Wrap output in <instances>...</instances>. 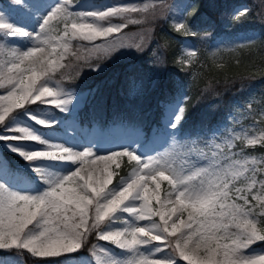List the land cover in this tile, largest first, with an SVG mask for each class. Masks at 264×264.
I'll return each instance as SVG.
<instances>
[{"label": "snow or ice", "instance_id": "6c2138e0", "mask_svg": "<svg viewBox=\"0 0 264 264\" xmlns=\"http://www.w3.org/2000/svg\"><path fill=\"white\" fill-rule=\"evenodd\" d=\"M13 2L21 4L22 0ZM160 3L162 9H154L141 19H132L129 13H148L149 6L73 12L74 5L69 6L68 0H58L35 33L0 21V30H4L0 39L19 35L30 36L34 41L33 47L25 51L8 46L6 51H0V55L6 56L0 61V87L11 86L6 95H0V126L17 109H26V105L37 102L48 104L45 97H51L55 108L65 111L72 103V93L63 87L61 80L54 78L53 65L69 52L71 41L80 39L91 43L121 33L129 23H150L157 18V13L170 15L171 5L164 0ZM248 11L244 8L233 18L245 17ZM191 15L189 12L182 21L174 22V29L183 30L185 36L197 35L188 25ZM113 17L123 23H111L109 18ZM105 20L109 22L101 23ZM60 24L64 25L62 32ZM146 42L147 37L142 35L132 43L113 40L105 45L92 44L86 50L88 55L83 57L84 63L95 71L117 50L134 48L143 52ZM234 47L228 46L227 50L232 51ZM102 48L103 52L92 55ZM53 54H56L55 60ZM196 54L195 50L188 53L192 57ZM73 55L81 59L76 53ZM189 101L185 93L178 106L169 107V112H175L171 123L168 114L165 115V128L171 141L168 151L146 158L128 149L106 155H96L90 150L74 152L47 144L28 128H6L7 134L0 133V141L9 143L10 150L29 163L66 160L76 167L63 177L42 176L49 185L42 195H22L0 184V249H23L37 260H52L48 258H59L88 247V238L95 233L98 241L108 242L126 253L124 257H115L103 250L108 257L104 264H177V255L187 264H264V252H255L253 247L264 245V157L244 151L257 143L264 148V130L253 137L230 132L217 143L220 127L209 128L210 139L203 148H198V141L204 135L202 125L197 132L178 136L185 118L195 107ZM248 106L251 107L250 102ZM19 141L46 144V150L25 152L12 146V142ZM236 141L241 142L239 150H236ZM178 156L184 160L179 168L175 166ZM123 157L129 162L135 161V167L127 178L122 177L110 187L116 174L111 166L115 164L119 168L118 161ZM98 162L103 163V168L96 166ZM33 170L38 174L42 171ZM160 181H167L169 185L163 198ZM149 182L155 187L150 188ZM186 211L187 221L182 219ZM118 214L132 217L131 222ZM174 215L176 220H172ZM157 216L159 222L154 219ZM117 221H122L124 227L112 228ZM185 227L187 230H182ZM153 243L155 246L149 248ZM142 248L151 251H141ZM100 249L99 244H92L88 251L99 259ZM159 253H167V257L160 258Z\"/></svg>", "mask_w": 264, "mask_h": 264}, {"label": "rangeland", "instance_id": "374dc122", "mask_svg": "<svg viewBox=\"0 0 264 264\" xmlns=\"http://www.w3.org/2000/svg\"><path fill=\"white\" fill-rule=\"evenodd\" d=\"M260 5L258 9H254L253 14H246L247 16L240 19H234L233 17L244 8L249 6L246 3L235 5L231 9H224L219 18L209 25L201 26L198 29L194 28L191 23H188L191 30L197 35L195 36H182L179 38L180 54L178 59L182 64L190 66V73L186 77L185 81L179 85L177 95L172 99H158L154 106H149L140 102L145 98V88L140 81H136L132 78L129 89V98L135 101V107L146 110V113L155 115L156 106H159V114L157 120L150 122L149 124H136L130 126L126 124L124 119L118 118L114 122H111L105 126H101L97 121L82 120L80 112H83L84 105L88 102V98L93 92L89 87L86 88H74L67 86L63 80H67L70 73V67H58V64H67L69 61H73L75 66L73 72L78 74H88L91 69H88L84 63L83 57L88 55L86 51L92 44L105 45L107 41L115 40L116 43H132L140 36H150L148 31L149 27L146 23H129L126 28L119 34H113L107 38H99L93 42L83 41L80 39H73L71 41V48L63 59L57 61L53 65L54 78L61 80L63 87L72 93V103L67 107L65 111H61L51 103V97H45L44 99L49 101L48 104L26 105V109H17L16 112L6 121L4 126H0V133L7 134L6 128L12 127H25L36 134L39 138L44 140L47 144H56L64 148H67L74 152H81L84 150H90L96 155H106L114 151L128 149L136 152L141 157H149L156 155L157 152L163 153L168 151L171 141L169 140L168 130L165 128V115L168 114V122H172V118L175 115L174 111L169 112V107L172 105L178 106L182 101L185 93H188L192 89H197V80L200 77V69L202 65H205L207 61H216V64H221V61L227 60L230 57L239 55L243 49L255 50L264 53V30H261L250 24L252 20H263L264 22V0H259ZM58 3V0H22L21 4H16L13 0H0V21L11 24L17 28L23 29L28 33H35L39 27H36V22L39 16L45 17L49 11L52 10L54 4ZM164 3L171 5L170 15L165 13L163 16L157 13L158 18L167 20L172 25L174 22L182 21L187 11L191 7V3L188 0H164ZM69 6L72 7L73 12H93L102 11L104 9L113 6H130V7H143L149 6L148 13L132 12L128 15L132 19H141L144 15H149L154 9L159 10L163 8V4L160 0H68ZM260 15V16H257ZM257 16V17H256ZM113 24L123 23V20L117 17L109 18ZM109 20L102 21L101 23H108ZM255 22V21H254ZM64 25L60 24L59 29L62 32ZM4 30H0V36H2ZM183 31V30H182ZM246 44L245 47H234L235 45ZM34 41L30 36H12L6 40L0 39V51H6L8 47H14L25 51V47L30 49L33 47ZM228 46H233L234 50H227ZM190 50L196 51V56H189ZM50 51V49H47ZM58 51H62L58 49ZM137 50L134 48H121L114 52L110 58L103 61L99 68L94 72L102 70L107 63L116 61L118 59L130 56ZM103 52V48L98 52L92 53L93 56ZM76 53L81 59L77 60ZM6 59L5 55H0V61ZM52 59H56V54H53ZM159 59V54L151 49L149 53L148 65L150 67L148 78H152L154 72V61ZM91 62H95L94 60ZM258 65V64H257ZM65 68V69H64ZM259 79L254 82H250L248 89L242 94L238 95L233 100V105L229 112L219 121L211 124L209 127H203L204 135L198 141V148H203L207 139H210L211 133L209 128L216 129L220 127L221 135L217 139V143L220 140L229 136L230 132L239 133L241 136H259L260 132L264 130V72L259 71ZM90 82V81H89ZM10 85L0 87V95H6ZM249 102L251 107L248 106ZM91 109V108H90ZM92 111V110H91ZM231 112V118L229 113ZM94 115V114H93ZM42 121L43 124L36 121ZM45 124L50 126H44ZM223 126V127H221ZM200 127L195 130L181 131L179 129L178 136L184 137L190 133L199 131ZM77 144V145H76ZM237 149L241 147V142L236 141ZM256 145H260L257 143ZM12 146L21 149L25 152H32L37 150H46V144H39L35 141H19L12 142ZM15 153L10 150L9 143L0 141V184L5 185L9 190L18 192L22 195H42L49 189V185L44 182L42 176L50 175L52 177H63L72 173V167L76 165L66 160H41L33 163H29L18 155L21 160L9 159L3 154V150ZM205 152H210L207 148ZM244 151L256 157H264V150H250L248 147L244 148ZM198 158V154H197ZM119 168L113 164L112 170L116 173L113 178L114 187L119 180L124 177L127 178L135 167V161L129 162L127 157L121 158L119 161ZM184 163L183 157L178 156L175 159V166L180 167ZM100 165V166H99ZM99 168H103V163L99 164ZM34 168L41 169V174L34 171ZM161 184V197L163 198L165 190L169 188L167 181H160ZM150 188H154L155 185L149 182ZM155 205L156 202L153 201ZM158 207V206H157ZM190 211V209H189ZM121 215L120 218L127 219L131 222L132 217L127 214ZM179 215V213H177ZM177 216L174 215L172 220H176ZM159 222V217H154ZM182 219L187 221V211L184 213ZM137 223L147 224L148 221H136ZM172 221L169 223L171 224ZM178 222V221H177ZM107 223V221L103 222ZM31 227V226H30ZM122 221H117L112 225L114 229L123 228ZM196 227V225H193ZM182 230L186 231V227ZM96 239L95 233L92 234ZM179 235V233H178ZM175 240V237L170 238ZM92 244H99L101 249L98 252L99 259L95 258L92 261L90 258L92 255L90 252H77L68 254L59 258H52V260H44L41 262H33L32 264H104L108 259L104 255L106 250L109 254L115 257H124L126 253L105 241L94 240ZM91 245L89 248H91ZM148 246L149 248L154 247ZM174 247V243H173ZM255 252H264V245H255ZM5 251L9 249H3ZM141 251H151V249L142 248ZM171 252V249H168ZM160 258H166L167 253H159ZM177 264H187L176 256ZM0 264H26L18 254L9 253L7 255L0 256Z\"/></svg>", "mask_w": 264, "mask_h": 264}, {"label": "trees", "instance_id": "16d2710c", "mask_svg": "<svg viewBox=\"0 0 264 264\" xmlns=\"http://www.w3.org/2000/svg\"><path fill=\"white\" fill-rule=\"evenodd\" d=\"M188 2L191 3V7L187 13L192 12L188 23L196 29L217 20L224 9H231L235 5L246 2L250 5L248 14L252 15L254 9H258L260 5L259 0H188ZM252 21L250 24L254 23L255 27L264 30L263 20ZM146 24L151 31L143 52L136 51L130 56L107 63L98 72L90 71L88 74L74 73L73 61L64 64L65 68L72 69L68 79L63 80L67 86L89 87L90 90L94 88L88 102L84 105L83 112H80L82 120L97 121L101 126L114 122L118 118L124 119L130 126L156 121L159 106H156L155 115L152 116L151 112L146 113L148 108L135 107V101L138 99L129 98L132 78L140 81L145 88V98L143 101H138L150 107L154 106L158 99H172L177 95L179 85L185 81L191 71L190 66L182 64L178 59L181 50L179 38L183 31L177 32L170 22L158 17ZM151 49L159 54V59L154 61L153 77L148 78ZM220 63L218 65L216 61L210 60L201 66V75L196 83L198 88L188 93L189 104L195 107L190 110L180 127L182 132L195 130L201 125L209 127L222 119L231 109L234 98L245 92L250 82L260 78L259 71L264 72V53L250 48L243 49L239 55ZM249 149L264 150L260 145L249 147ZM3 154L11 160H21L5 149ZM88 240V247L79 252H88L89 246L96 239L91 235ZM9 253L18 254L26 264L44 261L37 260L39 258L33 257L23 249L7 251L0 249V256Z\"/></svg>", "mask_w": 264, "mask_h": 264}, {"label": "bare ground", "instance_id": "6f19581e", "mask_svg": "<svg viewBox=\"0 0 264 264\" xmlns=\"http://www.w3.org/2000/svg\"><path fill=\"white\" fill-rule=\"evenodd\" d=\"M43 18H44L43 16H39V17H38V21L36 22V27H39V26H40V24H41ZM24 49L28 50V47H25ZM19 50H20V49H19ZM76 145H77V144H76ZM81 152H82V151H81ZM99 164H101V162H98L96 166L98 167ZM99 166H100V165H99ZM101 168H102V167H101ZM74 169H75V167H74V168L72 167V169H71L72 172L74 171ZM69 174H71V172H69ZM95 258H96V257H93V256H92V257L90 258V260L92 261V260L95 259Z\"/></svg>", "mask_w": 264, "mask_h": 264}]
</instances>
